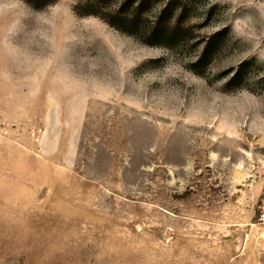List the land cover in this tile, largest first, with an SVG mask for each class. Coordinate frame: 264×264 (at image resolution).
<instances>
[{
	"label": "rangeland",
	"instance_id": "obj_1",
	"mask_svg": "<svg viewBox=\"0 0 264 264\" xmlns=\"http://www.w3.org/2000/svg\"><path fill=\"white\" fill-rule=\"evenodd\" d=\"M263 202L264 0H0V264H264Z\"/></svg>",
	"mask_w": 264,
	"mask_h": 264
},
{
	"label": "built area",
	"instance_id": "obj_2",
	"mask_svg": "<svg viewBox=\"0 0 264 264\" xmlns=\"http://www.w3.org/2000/svg\"><path fill=\"white\" fill-rule=\"evenodd\" d=\"M258 221L264 224V202L258 214Z\"/></svg>",
	"mask_w": 264,
	"mask_h": 264
},
{
	"label": "trees",
	"instance_id": "obj_3",
	"mask_svg": "<svg viewBox=\"0 0 264 264\" xmlns=\"http://www.w3.org/2000/svg\"><path fill=\"white\" fill-rule=\"evenodd\" d=\"M202 58V57H201ZM203 58H204V55H203Z\"/></svg>",
	"mask_w": 264,
	"mask_h": 264
}]
</instances>
